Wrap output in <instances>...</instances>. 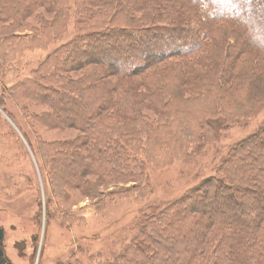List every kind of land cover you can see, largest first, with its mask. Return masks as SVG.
<instances>
[{
  "label": "trees",
  "instance_id": "trees-1",
  "mask_svg": "<svg viewBox=\"0 0 264 264\" xmlns=\"http://www.w3.org/2000/svg\"><path fill=\"white\" fill-rule=\"evenodd\" d=\"M70 4L77 9L76 35L50 51L33 77L10 87L47 110L35 117L42 128L78 133L33 148L50 200L83 193L91 176L133 183L145 197L149 160L195 153L224 123L264 111V0H0V27L47 10L34 43L55 29ZM12 37L5 35L0 55L14 46ZM2 58L0 71L14 64ZM250 136L177 201L149 205L141 214L145 244L132 241L126 256L110 263L264 264V174L258 173L264 155L254 156L264 147V120ZM237 160L251 162L239 169ZM219 195L233 204L230 219L211 217L208 206ZM200 199L206 207L197 205ZM73 256L66 264H80Z\"/></svg>",
  "mask_w": 264,
  "mask_h": 264
},
{
  "label": "rangeland",
  "instance_id": "rangeland-1",
  "mask_svg": "<svg viewBox=\"0 0 264 264\" xmlns=\"http://www.w3.org/2000/svg\"><path fill=\"white\" fill-rule=\"evenodd\" d=\"M76 10L70 4L67 15L61 17L55 29L36 37L34 43L30 40L41 27L42 18L50 17L47 10H38L20 25L0 27V46L5 35H13L16 40L10 51L3 47L0 55L1 59L4 53L13 57L14 63L0 71V229L4 231L2 247L11 264L74 263V254L80 257V264H111L115 255L126 256L132 241L145 244L140 232L145 226L141 214L149 205L156 204L162 208L164 204L177 201L186 190L203 179L211 177L231 149L244 148L238 143L251 140L253 137H248L249 134L261 131L264 120V111L252 118H239L234 122L227 120L223 129L217 131L214 141L210 140L199 151L185 157L168 159L155 153L160 157L146 163L148 190L145 197L132 190L135 187L133 183H118L105 178L100 182L91 176L83 193L70 192L66 201L50 200L47 173L40 168L33 148L40 140H72L78 133L71 129L42 128L35 117L47 110L12 95L10 87L26 77H33V70L50 51L76 35ZM195 59L199 60L200 55L192 56L189 61ZM85 77L92 79L90 70L85 71ZM82 115L72 117L75 119ZM258 155L263 157L264 147L256 149L254 156ZM250 162L237 160L235 166L240 169ZM260 172L264 174V162L258 169ZM95 187L96 193L92 192ZM203 200H198L197 205L206 207ZM208 207L213 218L226 216L230 219L236 213L232 202L221 195ZM47 210L56 212L55 216L48 218ZM179 230L174 233L175 237ZM145 264L154 263L148 261Z\"/></svg>",
  "mask_w": 264,
  "mask_h": 264
},
{
  "label": "flooded vegetation",
  "instance_id": "flooded-vegetation-1",
  "mask_svg": "<svg viewBox=\"0 0 264 264\" xmlns=\"http://www.w3.org/2000/svg\"><path fill=\"white\" fill-rule=\"evenodd\" d=\"M0 231L2 232V239H3L4 231H3V229H0ZM2 239H1V243H0V250L2 251L3 255H2V257H0V264H11V262L8 261L6 256H5V253H4V250L2 247Z\"/></svg>",
  "mask_w": 264,
  "mask_h": 264
},
{
  "label": "water",
  "instance_id": "water-1",
  "mask_svg": "<svg viewBox=\"0 0 264 264\" xmlns=\"http://www.w3.org/2000/svg\"><path fill=\"white\" fill-rule=\"evenodd\" d=\"M1 239H2V232L0 231V243H1ZM3 253L2 251L0 250V257H2Z\"/></svg>",
  "mask_w": 264,
  "mask_h": 264
}]
</instances>
